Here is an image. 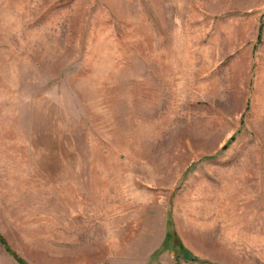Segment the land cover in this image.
I'll list each match as a JSON object with an SVG mask.
<instances>
[{
  "label": "rangeland",
  "instance_id": "rangeland-1",
  "mask_svg": "<svg viewBox=\"0 0 264 264\" xmlns=\"http://www.w3.org/2000/svg\"><path fill=\"white\" fill-rule=\"evenodd\" d=\"M264 264V0H0V264Z\"/></svg>",
  "mask_w": 264,
  "mask_h": 264
},
{
  "label": "trees",
  "instance_id": "trees-1",
  "mask_svg": "<svg viewBox=\"0 0 264 264\" xmlns=\"http://www.w3.org/2000/svg\"><path fill=\"white\" fill-rule=\"evenodd\" d=\"M19 261H20L22 264H26V262H25L23 259H21V258H19Z\"/></svg>",
  "mask_w": 264,
  "mask_h": 264
}]
</instances>
